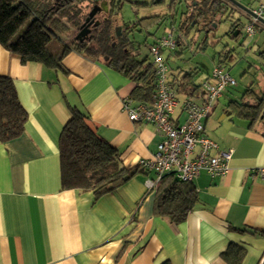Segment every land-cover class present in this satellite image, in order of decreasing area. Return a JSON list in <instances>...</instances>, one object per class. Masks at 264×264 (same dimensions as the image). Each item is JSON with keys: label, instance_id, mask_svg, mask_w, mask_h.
<instances>
[{"label": "crops", "instance_id": "obj_1", "mask_svg": "<svg viewBox=\"0 0 264 264\" xmlns=\"http://www.w3.org/2000/svg\"><path fill=\"white\" fill-rule=\"evenodd\" d=\"M146 1L135 4L148 5ZM191 1L181 13L179 0L167 12L156 11L161 0L140 6L152 13L128 26L139 54L135 33L142 28L134 24L140 19L163 16L148 27H166L146 39V52L173 28L178 45L164 51V58L179 103L186 97L198 99L200 85L210 75L202 79L197 66L169 65L185 50L203 48L196 24L187 34L181 29ZM117 25L126 28L119 21ZM216 58L213 66L219 64ZM61 66L23 64L0 45V76L13 80L28 113L22 134L0 142V264H264V180L252 172L264 166V126L237 116L228 103L217 110L221 96L215 101L202 120L204 132L220 151L232 150L230 168L222 177L211 178L204 171L194 177V209L183 222L173 223L154 213V189L146 183L154 174L139 167L141 160L152 158L162 136L152 124L130 121L122 108L125 97L146 102L138 84L104 60L75 50L63 55ZM190 74L199 85L191 93L181 86ZM179 105L172 115L176 123L184 119ZM70 107L88 115L89 127L117 151L124 167L138 169L111 193L96 197L92 191L61 186L58 140ZM230 245L233 253L242 252L240 261L223 256Z\"/></svg>", "mask_w": 264, "mask_h": 264}, {"label": "trees", "instance_id": "obj_2", "mask_svg": "<svg viewBox=\"0 0 264 264\" xmlns=\"http://www.w3.org/2000/svg\"><path fill=\"white\" fill-rule=\"evenodd\" d=\"M106 1L107 16L99 19L98 25L87 38L79 40L77 37L83 28L82 24L96 1L0 0V45L23 64L39 63L47 68H62L63 55L72 50L91 58H100L136 82L143 93L141 101L150 103L155 77L149 50L160 37L149 45L146 55L139 57V48L135 47L134 41L128 36V32H131L129 27L119 37L115 35L114 23L120 9V0ZM84 2H90L91 5L86 14L82 8ZM187 7L181 25V29L186 28L185 34L193 23L197 25L205 22L211 26L226 9L227 3L225 0H192ZM162 19L163 16H148L140 19L134 27L143 29L151 23L158 24ZM237 28L242 29L241 25L234 22L230 27L231 33L234 34ZM70 29L75 30V33L69 42H64L60 54L50 52L48 44L52 38H59V35ZM233 37L237 39L244 35L239 32ZM177 45L176 39L175 49ZM220 53L219 64L221 60L226 61L229 54L225 50ZM190 76H184L181 84L183 90L189 93L199 87L191 82ZM169 84L172 88L170 81ZM263 105L264 88L257 94L249 87L240 100L228 102L237 116L250 123L255 121ZM27 120L28 113L18 99L13 80L9 76H0V142L5 143L20 136ZM87 120L88 115L70 107V118L64 124L58 140L61 186L63 189L92 191L98 197L121 187L133 178L138 169L124 167L117 151L89 127ZM153 189L154 213L167 217L173 223L183 222L197 202L193 182L182 181L171 173L162 176ZM234 247L230 245L223 256L226 259L233 257L238 262L240 259L237 258L241 257L242 252L233 253Z\"/></svg>", "mask_w": 264, "mask_h": 264}, {"label": "built area", "instance_id": "obj_3", "mask_svg": "<svg viewBox=\"0 0 264 264\" xmlns=\"http://www.w3.org/2000/svg\"><path fill=\"white\" fill-rule=\"evenodd\" d=\"M250 10L252 14L247 16L243 25V35L247 38L254 36L255 25H263L264 0H257L256 7ZM175 45L172 28L150 46L155 77L151 102L134 103L129 97L122 100V108L130 121L152 124L162 136L152 158L139 163L144 171L154 174L146 182L148 188H153L165 174L171 173L182 181H193L202 171L211 178H218L230 168L232 150L220 151L217 144L206 136L202 120L209 115L222 92L235 86L236 81L221 64H215L201 84L203 92L198 99L186 97L179 103L170 87L169 68L164 58V51L173 50ZM178 105L184 114L181 123L172 119ZM252 172L264 180V166Z\"/></svg>", "mask_w": 264, "mask_h": 264}, {"label": "rangeland", "instance_id": "obj_4", "mask_svg": "<svg viewBox=\"0 0 264 264\" xmlns=\"http://www.w3.org/2000/svg\"><path fill=\"white\" fill-rule=\"evenodd\" d=\"M136 1L137 0H120V9L117 11L118 15L116 19L126 27L131 26L133 23H135V21H137V19L141 18V16L152 13L151 10H144L149 6L151 7L154 3H156L157 0H147V8L136 6ZM138 1L143 2L144 0ZM171 1L172 0H161L160 4H162L159 6L156 5V11L158 13L167 12V9L174 6L175 2L178 0ZM236 1L249 9L255 8L257 4V0ZM185 2H188V0H179L177 3L180 13L185 11ZM90 6V2L83 3L82 8L85 14L89 12ZM242 16L241 32H243V25L246 22L245 18L248 15H246V17L245 14ZM96 18L100 19L101 15H97ZM235 18L236 17L233 15H228L226 17V14H223L217 18L218 24L216 27L214 28L213 26L210 27V29L208 27L202 28L200 24L195 25L197 26L196 28L200 30L198 32L196 31V38L199 41L203 40L201 41L204 43L203 48L197 52L194 51V48L191 50H185L182 53L181 59L169 61V65L173 66L174 68L177 66L182 67L183 65L188 68L190 66L199 67L201 69V74H203L202 79H204L206 75L211 73L213 68L212 58L217 57L216 60H219L218 53L224 50L229 53L226 61L221 60V65L235 79L236 85L229 86L222 92L219 101L220 104L217 110L221 109L222 105H226L229 101L240 100L242 94L247 88L252 87L253 90L259 94L264 86V56L262 53H260L264 50V26L261 24L255 25V34L253 38H247L244 36L236 39L233 37L234 35L230 31V27L232 25L231 20ZM116 22L114 23V27H116ZM165 28L166 27L164 25H161L160 27L154 25L151 27H145L142 29V31L135 33V38L137 39L136 41L140 45L141 57L145 53L147 54L145 48L146 39H148V41L151 40L152 34L159 36L162 34ZM170 29L172 28L169 26L166 33H168ZM146 30L151 33L150 36H148ZM74 33L75 30L70 29L67 33L59 35V38L53 37L48 44V49L50 52L55 55H59L64 42H69ZM193 35L194 31L193 33H190L189 37H187V41H190V39L193 38Z\"/></svg>", "mask_w": 264, "mask_h": 264}, {"label": "water", "instance_id": "obj_5", "mask_svg": "<svg viewBox=\"0 0 264 264\" xmlns=\"http://www.w3.org/2000/svg\"><path fill=\"white\" fill-rule=\"evenodd\" d=\"M94 1L97 2L98 0H94ZM157 1H158V0H157ZM225 1H226V3H227V7H226V9H225L223 12H221V13L216 17V21L212 23L213 25H211V26H207L205 22H200V23H198V24H200L202 28H206V27H208V28L210 29V27H213V26H214V28H215L216 25L218 24V20H217V18H218L219 16L223 15V14H226V17H227L228 15H229V16L233 15V16L236 17L235 19L231 20V21H232V24H233L234 22H237L239 25H241V24H242L241 18L243 17L242 15L245 14V17H246V15H251V14H252V12H251V10H250L249 8H247V7H245L244 5L240 4V3H239L238 1H236V0H225ZM100 11H103V12H105V13L108 12V3H107L106 0L101 1L99 4L96 3V4L92 7V9H91L90 12L88 13V16L86 17L84 23L82 24V27H83V28H87V26H88L90 23H92V21H93L92 18H93L98 12H100ZM246 18H247V17H246ZM262 23H263V26H264V21H262ZM97 24H98V21H95L94 26H96ZM198 24H197V25H198ZM121 28H122L121 26H116V27H115L116 36H120V34H121ZM202 28H200V29H202ZM208 28H207V29H208ZM209 29H208V30H209ZM236 30H237V31L233 34L234 36H236L239 32H241V29H238V28H237ZM197 31H200V30L197 29ZM87 32H88L87 30L83 29V30H81V33H80V34L82 35V34L87 33ZM80 34L78 35V37H80ZM260 53H262L263 56H264V50H263L262 52H260ZM219 54H222V53H219ZM219 54H218V55H219ZM105 60H106V58H105Z\"/></svg>", "mask_w": 264, "mask_h": 264}, {"label": "flooded vegetation", "instance_id": "obj_6", "mask_svg": "<svg viewBox=\"0 0 264 264\" xmlns=\"http://www.w3.org/2000/svg\"><path fill=\"white\" fill-rule=\"evenodd\" d=\"M101 1H103V0H98L96 3H100ZM97 15H101V19L102 18H104L105 16H107V13H105V12H103V11H100V12H98L92 19H93V21H92V23H90L88 26H87V28H82V30L83 29H85V30H87L88 32L87 33H84V34H80V37H77L79 40H81L82 38H87L91 33H90V31H92V29H94V27H96V26H94V23H95V21H98V23H99V18H96L97 17ZM115 22H116V20H115ZM98 25V24H97ZM124 29L125 28H121V33L122 32H124ZM114 30H115V27H114ZM81 33V32H80ZM115 35H116V31H115ZM121 35V34H120ZM116 37H119V36H116ZM254 122H256V123H259V124H261L262 126H264V105L262 106V110L259 112V114H258V116L255 118V121Z\"/></svg>", "mask_w": 264, "mask_h": 264}]
</instances>
